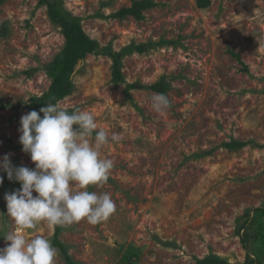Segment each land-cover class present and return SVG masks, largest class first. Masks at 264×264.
Here are the masks:
<instances>
[{"label": "rangeland", "instance_id": "374dc122", "mask_svg": "<svg viewBox=\"0 0 264 264\" xmlns=\"http://www.w3.org/2000/svg\"><path fill=\"white\" fill-rule=\"evenodd\" d=\"M0 0V158L33 168L19 143L20 118L52 83L48 67L65 39L38 0ZM141 0H63L101 48L122 57L124 81L113 82V60L90 54L76 66L67 111L91 113L108 133L101 157L114 162L108 180L89 191L108 193L110 217L26 230L57 249L55 264H196L216 255L229 264L264 257V0H153L145 19L115 14ZM240 56L241 62L233 55ZM168 84L171 107L157 113L148 89ZM138 84L139 89H130ZM95 131L93 136L95 135ZM113 133L119 140L111 141ZM238 142L243 147L230 148ZM4 173L0 172V176ZM20 188L17 182L11 190ZM35 196L36 193H33ZM0 204L4 234L19 231ZM240 231V232H239ZM243 235L246 240H243Z\"/></svg>", "mask_w": 264, "mask_h": 264}, {"label": "clouds", "instance_id": "9594fccd", "mask_svg": "<svg viewBox=\"0 0 264 264\" xmlns=\"http://www.w3.org/2000/svg\"><path fill=\"white\" fill-rule=\"evenodd\" d=\"M150 99L157 113L171 107L164 93ZM97 127L88 111L69 113L59 102L21 116L19 143L34 167L14 166L9 154L0 158V172L20 184L4 196L7 216L20 230L3 235L6 246L0 248V264H55L57 249L51 241L41 235L29 238L26 230L39 223L51 230L82 220L95 225L115 211L110 194L88 190L105 183L114 166L111 159L101 157V148L110 141L106 131H95ZM117 140L119 134L113 133L111 141Z\"/></svg>", "mask_w": 264, "mask_h": 264}, {"label": "trees", "instance_id": "16d2710c", "mask_svg": "<svg viewBox=\"0 0 264 264\" xmlns=\"http://www.w3.org/2000/svg\"><path fill=\"white\" fill-rule=\"evenodd\" d=\"M3 2V0L1 1ZM40 7H46L48 11V16L50 20L61 28L62 34L65 39V45L62 52L55 58V60L48 67V72L52 78V83L49 90L40 97H34L25 106L14 107V109L26 108L28 112L37 111L41 107H45L47 104H56L58 101L69 96L73 92L74 84L72 80V75L74 74L76 66L87 58L88 55L98 53L109 55L113 60V82L115 84H120L124 81V76L122 74V57L124 54H132L134 52L143 53L146 50V46H135L130 47L125 53H113L108 50L101 48L98 41L92 39L83 29L80 19L72 16L63 7V0H38ZM198 7L205 9L211 5V0H196ZM155 7L153 0H141L134 1L132 6L129 8H124L117 14L116 18H124L127 16H132L137 20L145 19L143 12L150 8ZM240 62L241 58L237 54H233ZM130 89H139L142 86L138 84L130 85ZM168 84L162 79L160 82L148 87L149 90L156 93H167ZM4 107L0 106V111ZM71 113V111H68ZM42 117V113H41ZM243 143L233 142L227 144L230 148L243 147ZM3 183L0 184V204L4 200L5 193L12 189V187L17 183L16 181H9L6 173H4ZM261 215L264 216V209L261 210ZM61 228L56 227V233L54 236L53 245L61 249L65 257L70 261L67 251L63 244L59 241V234ZM240 232V231H239ZM264 232V230H263ZM247 235H243V240H246ZM248 264H264V257L262 256L249 259ZM196 264H229L226 260L216 256L210 255L204 259L198 260Z\"/></svg>", "mask_w": 264, "mask_h": 264}]
</instances>
